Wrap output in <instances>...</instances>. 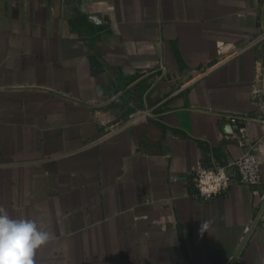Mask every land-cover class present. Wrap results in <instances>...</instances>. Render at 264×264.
Returning a JSON list of instances; mask_svg holds the SVG:
<instances>
[{
	"label": "crops",
	"instance_id": "1",
	"mask_svg": "<svg viewBox=\"0 0 264 264\" xmlns=\"http://www.w3.org/2000/svg\"><path fill=\"white\" fill-rule=\"evenodd\" d=\"M227 114L262 182L203 199ZM0 206L35 264H264V0H0Z\"/></svg>",
	"mask_w": 264,
	"mask_h": 264
},
{
	"label": "built area",
	"instance_id": "2",
	"mask_svg": "<svg viewBox=\"0 0 264 264\" xmlns=\"http://www.w3.org/2000/svg\"><path fill=\"white\" fill-rule=\"evenodd\" d=\"M207 72L208 67L192 70V74L197 76H203ZM151 114V110H140L131 122H138ZM226 117L232 124L237 144L245 152L242 156L227 164L214 166L200 164L192 171V186L196 191V195L203 199H213L226 193L235 181L251 187L259 186L262 182V170L254 146L249 142L245 126L246 118L235 114H227Z\"/></svg>",
	"mask_w": 264,
	"mask_h": 264
},
{
	"label": "clouds",
	"instance_id": "3",
	"mask_svg": "<svg viewBox=\"0 0 264 264\" xmlns=\"http://www.w3.org/2000/svg\"><path fill=\"white\" fill-rule=\"evenodd\" d=\"M207 222L201 225L205 231ZM30 219H13L0 206V264H35L38 249L52 239Z\"/></svg>",
	"mask_w": 264,
	"mask_h": 264
},
{
	"label": "water",
	"instance_id": "4",
	"mask_svg": "<svg viewBox=\"0 0 264 264\" xmlns=\"http://www.w3.org/2000/svg\"><path fill=\"white\" fill-rule=\"evenodd\" d=\"M221 125H222V127H223V129H224L225 132H229V133H232L233 132V128H232L231 122H229V121H223L221 123ZM248 236H249V234H247L245 236L244 240L240 244V246H239V248H238V250H237V252H236V254H235V256H234V258H233V260L231 262V264H234L235 263V261L238 258V256H239V254H240V252H241V250H242L245 242L247 241Z\"/></svg>",
	"mask_w": 264,
	"mask_h": 264
}]
</instances>
